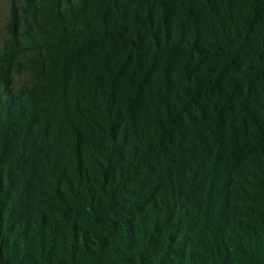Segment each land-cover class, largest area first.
<instances>
[{"label":"trees","instance_id":"1","mask_svg":"<svg viewBox=\"0 0 264 264\" xmlns=\"http://www.w3.org/2000/svg\"><path fill=\"white\" fill-rule=\"evenodd\" d=\"M0 264H264V0H12Z\"/></svg>","mask_w":264,"mask_h":264},{"label":"rangeland","instance_id":"2","mask_svg":"<svg viewBox=\"0 0 264 264\" xmlns=\"http://www.w3.org/2000/svg\"><path fill=\"white\" fill-rule=\"evenodd\" d=\"M12 0H0V48L5 37V24L7 21V15L9 6Z\"/></svg>","mask_w":264,"mask_h":264}]
</instances>
